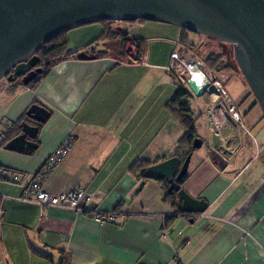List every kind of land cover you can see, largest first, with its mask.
<instances>
[{"label":"crops","instance_id":"0c3cea01","mask_svg":"<svg viewBox=\"0 0 264 264\" xmlns=\"http://www.w3.org/2000/svg\"><path fill=\"white\" fill-rule=\"evenodd\" d=\"M125 31L126 39L142 41L138 54L131 41L123 51L120 39H114L120 42L113 51L105 49L107 41L85 50L69 33L66 54L96 48L103 55L64 58L31 86L0 83V130L8 140L18 134L31 104L49 111L35 149L0 148V167L23 177L19 184L0 183V258L5 264H264V116L255 97L246 93L237 103L226 92L243 127L227 120L216 132L207 96L191 94L185 68L171 58L177 53L185 60L187 52L194 60L184 30L150 21ZM179 87L189 91L180 101L187 102L201 146L205 130L210 134L205 149L190 152L181 183L207 203L192 217L165 199L163 181L141 175L144 167L189 150L181 143L185 127L171 101ZM201 98L204 110L195 117L192 105L200 109ZM67 137L73 144L42 188L58 194L82 187L86 207L115 211L114 222L99 224L88 212H41L17 200Z\"/></svg>","mask_w":264,"mask_h":264},{"label":"water","instance_id":"95a60500","mask_svg":"<svg viewBox=\"0 0 264 264\" xmlns=\"http://www.w3.org/2000/svg\"><path fill=\"white\" fill-rule=\"evenodd\" d=\"M111 18L165 23L232 44L239 70L264 116V0H0V79L19 78L27 86L43 73L34 54L42 45L72 27ZM76 57L95 58L84 51ZM185 84L193 96L204 94L190 75ZM48 116L45 107L31 104L19 133L3 148L18 153L35 149ZM200 146L201 140L194 138L192 148ZM190 157L191 153L184 160L172 156L145 168L142 176L163 180L176 192L180 214L191 217L202 214L207 203L181 187Z\"/></svg>","mask_w":264,"mask_h":264},{"label":"built area","instance_id":"2783aa9c","mask_svg":"<svg viewBox=\"0 0 264 264\" xmlns=\"http://www.w3.org/2000/svg\"><path fill=\"white\" fill-rule=\"evenodd\" d=\"M171 58L177 60L178 66L184 67L187 70V73H189L188 75H191L192 69L198 70L202 74L203 83H196L203 87L204 94L208 98V118L211 124L214 126L216 132H220L227 120H231L237 126L243 127L241 115L233 104L231 98L227 95L224 87L217 79L214 78V76L209 74L208 70L206 71L203 69V64L201 62L193 61L191 59L184 61V59L179 58L177 53H173ZM187 58L188 57L186 56V59ZM5 142L6 135L0 130V148H2ZM72 144V137H67L65 140H63V142L47 157L43 165L34 175L33 180L27 185L23 186L22 194L17 200L24 203L34 204L41 212L47 208L64 209L75 213L88 212L91 219L99 224L114 222L117 218L115 211L104 212L96 208L89 209L86 207V204L83 202L88 200V197L82 187H77L69 192L58 194L45 191L42 188L44 181L47 179L53 169L59 164V162H61V160L66 156ZM22 179L23 177L17 171L8 167H0V183L8 182L19 184L21 183ZM0 264H5V261L2 258H0Z\"/></svg>","mask_w":264,"mask_h":264},{"label":"rangeland","instance_id":"374dc122","mask_svg":"<svg viewBox=\"0 0 264 264\" xmlns=\"http://www.w3.org/2000/svg\"><path fill=\"white\" fill-rule=\"evenodd\" d=\"M143 22H150V21L136 20L133 22H127V21L125 22V21H121L119 18H115L111 21L110 26H111V30H114L118 26L123 27L124 30L125 29L128 30L129 28L133 27L135 24L143 23ZM102 32H103V23L99 21V22L72 27L66 30L64 34L66 35V37H68L69 36L68 34L70 33V35L75 36L76 39L78 40L81 39L83 49L86 50L91 46L98 47L96 46V44L100 45L99 40L102 35ZM185 34L186 36H188L189 42L192 44L191 47L190 46L186 47L187 50L190 52L191 56L194 58V60L193 59L191 60L201 62L204 66L208 67L209 66L208 58L211 55H217L221 57V62L219 61L218 66L219 68H222V66L226 67L225 68L226 70L223 72L216 71L217 67L214 68V70L213 69H209V70L210 71L212 70L214 77L225 88L226 92L228 93V95L232 97L233 101L237 103L241 102L244 99L245 94L250 93L251 91L236 63L235 54H234L235 47L232 44L226 43L224 41H221L219 39L207 35L192 33L187 30H185ZM126 40L129 41V39ZM106 41H107L106 44L107 46H105V49L107 51H113V49L118 47V44L120 42L119 40H117L116 42L115 40H106ZM143 42H144V46H146L148 40L143 38ZM84 45H89V46H84ZM126 47H127V43L121 45V49L123 51L126 49ZM67 48L69 49V46L66 47L65 49L66 52H67ZM99 49L102 50V47L101 48L99 47ZM92 50L96 54L103 55L104 53L102 51L96 52V48H92ZM183 55H185V60H188L186 59L188 53L185 52ZM188 74L189 73H187V70L185 73L183 72L184 77L189 76ZM16 82L19 83L18 81ZM0 83H7V79L1 78ZM199 100H200V109L198 108L195 109V106L192 105V109L194 111L195 117L199 115L198 113L203 112L204 110L202 98ZM202 119L203 117L201 116L200 122ZM200 122L197 124V128H201L199 127ZM205 131H206L205 136H208L207 140L206 142H203L202 146H200L201 148H197L196 151L199 149L200 150L205 149L209 143L210 134L207 132V129Z\"/></svg>","mask_w":264,"mask_h":264},{"label":"trees","instance_id":"16d2710c","mask_svg":"<svg viewBox=\"0 0 264 264\" xmlns=\"http://www.w3.org/2000/svg\"><path fill=\"white\" fill-rule=\"evenodd\" d=\"M115 19V18H111V19H106V20H101L100 22L103 23V32L102 35L100 37L99 42L102 41H106V40H113L116 38H121L122 39V43L125 44L129 41L133 42L135 44V51L138 54L141 50V43L142 41L140 40H136V39H130L129 41L126 40V38L129 36L128 33L126 31H118V27H116L114 30H111V26L110 23L111 21ZM121 21H124L122 19H120ZM144 21V20H143ZM126 22V21H125ZM185 32V29H183ZM64 32L60 33L59 35H57L56 37H54L51 41H49L48 43L42 45L38 50H36L34 52L35 55H37L39 57V63L38 66L42 67L43 69V73H46L54 64H56L58 61L67 58L71 55H76V53L74 54H66V47H67V37L64 34ZM184 39V38H183ZM121 44V45H123ZM88 49V48H87ZM93 51L92 49L90 50V52ZM87 53V52H86ZM100 56V54H97ZM219 61L221 62V57L217 56V55H211L208 58V68L209 69H213L216 68V71H220L223 72L225 71L226 67L219 68ZM38 75L34 80H32L27 86H31L33 83H35L37 81V79L42 75ZM15 81L20 82V79L17 78ZM187 95H189V91L187 89L181 88L179 87L176 92L174 97L172 98L171 101L177 103V108L181 114V122L185 127V135L181 140V143H186L189 146V150L188 152L185 153L184 156L179 157L181 160H184V158L193 150L192 148V142L195 138V130H194V125H193V119L191 117V113H190V109L188 108L187 102L185 101H180L181 98L186 97ZM25 119H22L19 121V123L21 121H23ZM19 123L17 124V130L19 133ZM8 141L7 137H6V142ZM5 142V143H6ZM149 167V166H148ZM147 167H144L141 171V175L143 174L144 169ZM186 176V174L182 177V179L180 180V183H182L184 177ZM163 181V180H161ZM164 182V181H163ZM165 185V189H166V193H165V199L167 201H169L172 205L178 207V202H177V197H176V192L174 191H169L168 190V186L167 184L164 182Z\"/></svg>","mask_w":264,"mask_h":264},{"label":"bare ground","instance_id":"6f19581e","mask_svg":"<svg viewBox=\"0 0 264 264\" xmlns=\"http://www.w3.org/2000/svg\"><path fill=\"white\" fill-rule=\"evenodd\" d=\"M197 83L202 84L203 83V76L198 70H193L190 75Z\"/></svg>","mask_w":264,"mask_h":264},{"label":"flooded vegetation","instance_id":"af4514ba","mask_svg":"<svg viewBox=\"0 0 264 264\" xmlns=\"http://www.w3.org/2000/svg\"><path fill=\"white\" fill-rule=\"evenodd\" d=\"M121 30H122V31H125L123 27H119V26H118V31H121ZM116 39H120V41L122 40L120 37H119V38H116ZM113 40H114V39H113ZM87 54L92 55V56H95V57L97 56V54H96L94 51H91V52L88 51ZM39 67H40V66H39ZM4 78H6V77H4ZM214 78H215V77H214ZM215 79H216V78H215Z\"/></svg>","mask_w":264,"mask_h":264}]
</instances>
